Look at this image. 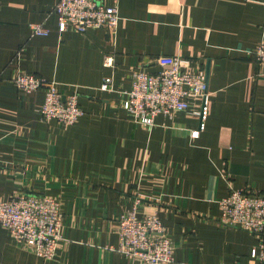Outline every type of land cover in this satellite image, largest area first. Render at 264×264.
Returning a JSON list of instances; mask_svg holds the SVG:
<instances>
[{
  "label": "crops",
  "instance_id": "0c3cea01",
  "mask_svg": "<svg viewBox=\"0 0 264 264\" xmlns=\"http://www.w3.org/2000/svg\"><path fill=\"white\" fill-rule=\"evenodd\" d=\"M56 2L0 0V201L57 199L63 239L48 261L0 226V264H131L118 252L120 219L137 199L140 217L165 226L172 264H250L264 236L224 225L219 202L233 190L264 194V64L253 54L264 0H120L116 31L85 34L59 31ZM175 56L209 73L202 129L199 107L150 129L123 108L133 72L157 73ZM20 72L76 91L84 115L71 127L43 121L44 91L19 90Z\"/></svg>",
  "mask_w": 264,
  "mask_h": 264
},
{
  "label": "built area",
  "instance_id": "2783aa9c",
  "mask_svg": "<svg viewBox=\"0 0 264 264\" xmlns=\"http://www.w3.org/2000/svg\"><path fill=\"white\" fill-rule=\"evenodd\" d=\"M120 0H57L54 13L60 32L85 34L90 29L116 31L120 22ZM35 36H48L42 24L31 25ZM258 64H264V41L253 51ZM166 67L157 73L136 70L132 86L125 92L123 108L129 116L152 128L159 115L173 116L199 107L201 129L208 116L209 94L205 76L188 70L189 61L179 56L166 60ZM105 67H114L113 56L104 60ZM24 93L44 91L40 108L43 121H57L62 127L74 126L84 115L75 91L63 95L56 82L20 72L13 79ZM112 78H106L102 91H112ZM197 135V134H195ZM137 199L133 208L120 219L121 244L118 252L131 264H172L175 246L157 215L139 216ZM221 222L253 234L264 236V194L233 190L219 202ZM0 226L17 244L37 257L54 261L62 241L63 214L60 202L50 196L19 194L10 201H0ZM250 264H264V243L252 253Z\"/></svg>",
  "mask_w": 264,
  "mask_h": 264
},
{
  "label": "water",
  "instance_id": "95a60500",
  "mask_svg": "<svg viewBox=\"0 0 264 264\" xmlns=\"http://www.w3.org/2000/svg\"><path fill=\"white\" fill-rule=\"evenodd\" d=\"M208 77H209V73L208 71L206 72V75H205V80H206V83L208 84Z\"/></svg>",
  "mask_w": 264,
  "mask_h": 264
}]
</instances>
